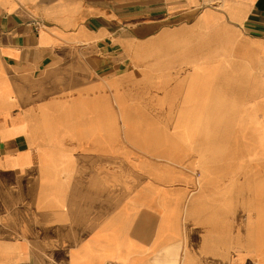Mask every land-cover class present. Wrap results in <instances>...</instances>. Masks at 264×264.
I'll return each mask as SVG.
<instances>
[{
    "label": "crops",
    "instance_id": "1",
    "mask_svg": "<svg viewBox=\"0 0 264 264\" xmlns=\"http://www.w3.org/2000/svg\"><path fill=\"white\" fill-rule=\"evenodd\" d=\"M229 1L220 7L214 0H0V264H59L46 257L55 250L69 264V230L62 248L46 247L36 231L38 222L68 223L70 204L55 219L60 204L30 198L70 187L99 196L74 211L79 264H264V186L187 204L184 198H113L117 182L103 184L104 175L126 173L132 188L129 173L151 172L141 159L164 162L123 134L119 110L131 116L177 110L189 64L225 62L223 55H172L169 47L220 42L226 57L257 68L264 56V0ZM240 94L239 111L250 105L264 111V80L253 77ZM104 111L114 112L118 132L103 137ZM140 120L142 128L178 126L166 118ZM261 121L262 129H239L246 126L241 119L233 127L243 139L264 140ZM54 153L67 159L64 187L49 178L53 172L38 169ZM245 169L238 174L264 178L261 166ZM103 190L111 197L102 199ZM136 207L144 208L140 220ZM161 207L176 211L171 223ZM104 223L109 232L97 230Z\"/></svg>",
    "mask_w": 264,
    "mask_h": 264
},
{
    "label": "bare ground",
    "instance_id": "2",
    "mask_svg": "<svg viewBox=\"0 0 264 264\" xmlns=\"http://www.w3.org/2000/svg\"><path fill=\"white\" fill-rule=\"evenodd\" d=\"M210 0H205L208 2ZM220 7L232 4L229 0H214ZM237 4V2H235ZM167 53L172 55L197 54L201 60H213L212 56L223 55L225 62L212 63L200 62L189 64L190 73L184 78L181 94L178 97V109L170 114L175 128L170 130L156 129L153 127H138L142 122L141 113L134 112L133 116L119 110V118L122 122L123 134L130 140H134L136 146L145 153L162 158L164 162H153L148 159H141L146 167L151 169L149 176L129 173L133 178V187H126L123 177L115 174L104 175L103 184L109 186L110 181L117 182L119 191L113 192L112 197L127 198L134 200L151 199L156 202H163L164 199H183L187 185H195L191 190L187 204L193 200L207 198H228L238 197V192L244 189L262 190L264 178L245 176L238 174L248 170L250 166H261L264 168V146H259L250 139H243V135L233 127L237 123L239 115L238 108L244 101L241 96L243 85L249 83L253 77L260 81L264 80V56H260V62L255 67L238 62L229 54L227 48L220 42H183L182 46H171ZM134 117V118H133ZM104 123L102 135H114L118 129L112 126L116 118L114 112L104 111ZM251 134L246 132L247 138ZM56 147H58L56 145ZM105 147V146H104ZM58 149V148H56ZM109 149V148H108ZM103 150H106L103 148ZM260 156L258 160H252L250 154ZM49 159L39 160L40 171L48 169L49 178L60 187L67 180V159L59 154H49ZM158 161V160H157ZM123 166V165H122ZM198 168L194 177L186 175L181 170ZM224 173V174H223ZM228 173V174H226ZM76 178V176H74ZM153 182H156L153 183ZM187 184L186 186L173 187L174 185ZM75 186V185H74ZM99 192V191H97ZM254 192V191H253ZM109 191H102L101 198H110ZM99 198L96 192H83L74 187L54 190L53 192L32 193L30 200L52 199L55 204H60L53 211V218L61 217L62 204L66 208L70 204V221L65 223H37V236L46 247L62 248L67 245V229L69 230V245L71 254L69 264H79L77 253L78 236L80 224L74 216V211L79 209V204L84 199ZM140 202V201H136ZM91 210H94L91 208ZM104 216L109 213V208H101ZM144 208L134 209V219L140 220L144 216ZM187 216H190L189 208H185ZM177 213L173 207L160 208V216H163L168 223H171ZM102 224L97 230L109 232L110 228ZM162 225V224H161ZM157 225V229H162ZM135 230L141 229L135 225ZM46 257L51 263H63L62 251L55 250Z\"/></svg>",
    "mask_w": 264,
    "mask_h": 264
},
{
    "label": "rangeland",
    "instance_id": "3",
    "mask_svg": "<svg viewBox=\"0 0 264 264\" xmlns=\"http://www.w3.org/2000/svg\"><path fill=\"white\" fill-rule=\"evenodd\" d=\"M209 6V4H203V6ZM215 6H217L218 4H214ZM251 109H247V110H242L239 112V115L237 116V119H241L244 120L243 124H246L245 127H238L239 129H252V130H257V129H262L261 126H256L262 123L261 120L264 119V111L263 110H259V109H252L254 107V105H250ZM175 110H168L165 112H160V111H142L141 113V117H147V118H153V119H160V118H166L169 119L170 118V114H172ZM239 124V123H236ZM167 129H171V127H168ZM255 144L259 145V146H264V140H262L261 138H255L254 139ZM251 157H254L255 159L259 158L260 156H257L256 154H250ZM156 160H153V162ZM189 171L191 172V174H189L190 176L194 177L196 175V173L198 172V168H192L189 169ZM137 175H142V174H138ZM142 176H146V175H142ZM123 178L126 181L127 179V174H123ZM126 183V182H125ZM156 184V182H153ZM187 184H181L178 183V185H174L173 187H178V186H186ZM195 189V185H193L192 183L187 185V189H186V193L184 194V199H188V196L191 192V190Z\"/></svg>",
    "mask_w": 264,
    "mask_h": 264
}]
</instances>
